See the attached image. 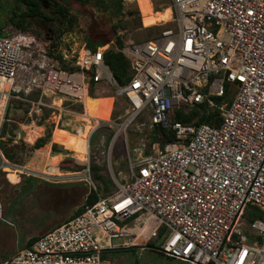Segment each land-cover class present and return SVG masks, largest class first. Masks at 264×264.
<instances>
[{"label":"built area","instance_id":"2783aa9c","mask_svg":"<svg viewBox=\"0 0 264 264\" xmlns=\"http://www.w3.org/2000/svg\"><path fill=\"white\" fill-rule=\"evenodd\" d=\"M122 1L139 10L138 0ZM168 4L170 17L151 25L159 27L156 35L114 47L130 66L123 85L104 62L106 44L61 49L75 67L65 69L49 54L60 51L52 39L41 45L25 32L0 34L3 110L10 98L54 108L43 96L83 108L91 82L114 86L129 104L123 119L102 120L116 128L110 148L124 136V180L114 178L115 190L101 194L88 164L84 180L97 199L0 264H102L99 234L126 238L117 245L124 248L161 240L162 254L186 264H264V0ZM16 79L24 85L14 86ZM33 90L37 100L26 98ZM226 90L229 99L217 101ZM201 103L219 110V124L172 118L180 107ZM141 113H148L150 129H171L179 138L151 154H130L126 129Z\"/></svg>","mask_w":264,"mask_h":264},{"label":"rangeland","instance_id":"374dc122","mask_svg":"<svg viewBox=\"0 0 264 264\" xmlns=\"http://www.w3.org/2000/svg\"><path fill=\"white\" fill-rule=\"evenodd\" d=\"M68 2L67 9L77 20L69 29L66 28V22L64 24L55 22V26L64 31L58 38H54L56 45L60 47V52L61 49H67L72 53L71 50H77L83 43L90 46L89 41L93 43L103 42L108 47L114 48L118 43L141 40L156 34L154 30L156 26L143 27V24L163 22L170 17L167 8L162 11L147 12L152 10L147 4V0L137 1L140 11L132 1H122L123 7L121 10L117 0H101L100 5L93 4L92 6L80 5L76 0H68ZM9 5L8 2L0 0V26L3 25L2 31L13 35L21 30L14 28L7 20ZM127 11H132L134 15L133 13L128 15ZM119 21L121 24L113 29L112 23H118ZM51 30L53 29H51L50 24L35 22L32 27L21 32L34 35L38 43L45 45L43 39L53 37ZM118 36L120 38L116 39ZM25 55L28 56V53L26 52ZM36 57L38 56L36 55ZM26 69H28L27 64ZM28 73L29 70H26L25 74ZM15 85L23 86L24 82L16 79L14 81ZM227 86L234 89V84H228ZM98 91V93H94L95 96L103 97L105 103L113 100L112 115L110 105L104 103L99 106L98 114L111 116V120L118 117L123 119L129 109L126 97L116 96L114 86L109 84L100 86ZM90 98L95 97L90 96ZM56 100L60 101V99ZM3 101L5 104L4 95ZM44 101L46 103L51 102L49 99H44ZM63 107H66V105L64 104ZM179 109L186 113L189 108L180 107ZM44 114L45 112L42 109L40 113H37V107L31 103L19 105L17 103H7L6 108L4 110L2 108L0 131L2 129V132H4L1 134L3 136L0 141L4 140L6 142L10 156L9 158L4 156L0 150V252H6L7 255L24 248L30 237L42 234L57 223L71 217L77 207L84 203L85 194L88 191V183L84 180L88 176V164L90 175L97 184L101 183L96 176H93L94 172L91 168L93 165L98 167L97 173L104 175L106 178L114 179V176H116L118 179L116 172L119 169L122 171L120 181H123L124 176L127 175L128 152L124 136L121 133L116 136L112 148H110L109 143L116 128H109L102 121L103 119L98 117L91 118V126L86 125L85 121L79 116L76 120L79 125L76 132L73 131V134L80 133L82 130V143L83 141L88 143V153L85 161L77 159L73 151L65 149L63 145L56 141L58 135H64V132L60 129H54L46 143L39 147H33V142L39 136L30 141L26 126L39 124L40 122L43 127L41 135H44L50 129H53L54 122L57 120L52 112L46 118H43ZM64 116L69 117L63 114ZM90 129L92 133L87 139ZM126 136L130 154H132L131 149L137 146L139 141H144L143 148H148L147 152L149 154L161 149L159 143L154 142L153 135L150 134L148 113H141L127 127ZM71 137L75 138V136ZM77 137L79 139V135ZM67 139L65 147L68 145ZM54 143L61 145L65 150L53 153V155H60L56 163L60 173L51 174L39 171H46L38 166L39 160L45 159V148H48L50 153L54 152ZM13 145L17 146L16 149L12 147ZM28 165L39 170L31 169ZM72 165L76 166L75 171L73 170L75 168H71ZM71 172L77 173L71 174ZM27 177H38L39 180H27ZM104 240L115 245L111 247L112 249L102 251V253L109 254L111 260L113 259V264H186L162 254L159 251L161 240H153L152 245L135 249L117 246L126 238L105 237Z\"/></svg>","mask_w":264,"mask_h":264},{"label":"trees","instance_id":"16d2710c","mask_svg":"<svg viewBox=\"0 0 264 264\" xmlns=\"http://www.w3.org/2000/svg\"><path fill=\"white\" fill-rule=\"evenodd\" d=\"M4 1L8 2L10 4L9 5V12L7 13L8 14L7 20L14 28L21 30V31H25V30L29 29L30 27H32L35 24V22H38L41 24L42 23L50 24L51 29H53V30H51L53 32V37H52L53 40L51 41V45H53V46H55L54 38L55 39L58 38L64 32L63 30H59V28L57 26H55V22L58 24H60V23L64 24L66 22V28L69 29L75 24V22L77 20V18L75 16L71 15L67 9V6H69L68 0H44L46 5L43 4L41 2V0H4ZM76 1L80 5H84V6L85 5L92 6L93 4H95V5L101 4V0H76ZM117 3L119 4L120 10H121L123 7L122 0H117ZM120 24H121L120 21L118 23L113 22L112 23L113 29L117 28ZM2 28H3V25L0 26V34L1 35H8L7 32L2 31ZM154 28H155L154 30L157 34L159 32V27L156 26ZM117 38L119 39L120 37L118 36V37H116V39ZM100 44H93L92 42L89 41V45L92 48H95L96 45H100ZM120 45H121V43H118V46H120ZM49 54L50 55L53 54V56L60 62V65L62 68L75 69L74 66L63 61L62 54L60 51L53 53L51 50H49ZM104 62L112 70V72L116 78V81L119 85H123L130 80L131 71H130L129 63L120 51L116 50L113 47H109L108 49H106L104 52ZM93 88H94L93 82H91L90 88H89V94L91 96H93ZM39 93H40L39 90H33L28 95H26V98L31 99V100H37L39 97ZM228 95H229V93L226 90L225 95L223 97L217 98L216 100L219 101L222 98L229 99ZM22 96H24V95H22ZM59 102L60 101L55 100L56 104H59ZM9 103L10 104L17 103L19 105V104H24V103L29 104L30 102H27V101L22 100V99L10 98L8 101V104ZM93 104L94 103L92 102V100H87V102H86L87 111H89L88 109L92 108ZM111 107H112V105H111ZM41 108H42V111L45 112L43 118H46V116H48V114L50 113L51 109L47 108L46 106H42ZM90 113L91 112H89V114ZM92 113H95V110L94 111L92 110ZM172 118L174 120H180L183 123L194 122V123L198 124L201 122H211V123L219 124V118L220 117H219V110L218 109H214V110L207 109L205 104L201 103V104H195L194 106L190 107L188 109V112H186V113H184L181 109L176 110L172 114ZM39 124H41V123L39 122ZM87 125L91 126L89 123ZM3 132L1 129L0 138L3 136V135H1V134H3ZM62 132H64L65 136L70 134L69 132L64 131V130H62ZM81 133H82V131L79 133L80 139H81ZM150 134L153 135L154 142L159 143L161 148H163V146L166 143L172 142L175 139V135L171 129L162 128V127H159L157 125H154L150 129ZM64 135H58V137H57L58 143H59V140H64V138H65ZM49 138H50V134L46 133V135L39 137L38 139L35 140V142L33 143V147H39V146L43 145L44 143H46V141L49 140ZM80 139H79L78 143L76 144V146H75V143H73L71 146H69L67 148L71 151L74 150V155L79 160L84 159L86 157L85 144L82 143L80 141ZM12 147L16 149L17 146L13 145ZM0 150L4 156L9 158V156H10L9 147H7L6 142L4 140L0 141ZM44 151H45L44 152L45 153V159L39 160L38 166L42 169L45 168L52 173L59 172L58 168L56 167V163L58 162L60 155L59 154L53 155V153L63 152L65 150H63L61 145H57L56 143H54L53 144V151L54 152L50 153L48 148H45ZM81 161H83V160H81ZM46 166H48V167H46ZM75 167H76L75 165H72L71 168H75ZM91 168L94 172V176H96V178H98L102 182V184H103L102 189L105 192L110 191L111 190L110 189V182H111L110 179H108V178L104 177L103 175H100L99 173H97V170H98L97 166L93 165V166H91ZM73 170L75 171L76 168ZM71 173H77V172H71ZM28 179H32V181L33 180H36V181L39 180L38 177H27V180ZM27 180H26V182H28ZM85 198L86 199H85L84 203L74 211L73 215L80 212L85 204H92L97 199V194L91 190L85 194ZM36 238H37V236L30 237L27 240L26 245L31 244ZM147 245H152V241H149L147 243Z\"/></svg>","mask_w":264,"mask_h":264},{"label":"crops","instance_id":"0c3cea01","mask_svg":"<svg viewBox=\"0 0 264 264\" xmlns=\"http://www.w3.org/2000/svg\"><path fill=\"white\" fill-rule=\"evenodd\" d=\"M151 11H153V10H148L147 12H151ZM146 12V13H147ZM160 22H162V21H160ZM93 43V42H92ZM101 43V44H100ZM86 44V43H85ZM93 44H100V45H96V47L97 46H101V45H105L103 42H97V43H93ZM87 46V45H86ZM87 47H90V48H92L91 46H87ZM106 85V83H104V82H97L96 84H94V88H93V96H91V97H95V98H91L90 100H92V102L94 103L93 105H92V108H90V109H88L89 111H87V108H86V104L84 105V107L82 108V106H81V104L80 103H74V104H72V103H70V101H67V100H63L60 96H56L55 98H52V97H48V96H43L42 97V99L44 100V99H49V101H51L52 103H54L55 104V106H54V108H51V107H47V108H50L51 109V111L50 112H52V114L55 116V118H57V120L54 122V125H53V129H50L47 133H49L50 134V136H51V133H52V131L54 130V129H60V130H64V131H67V132H69V133H72V134H68L65 138H64V140H59V143L61 144V145H63V147L65 148V149H67L66 147H65V141H66V139L68 138V137H71V136H77V133H75V134H73V131H75L76 132V129H77V127H78V125L79 124H77V122H76V120L78 119V116H79V118H81V119H83L84 121H85V119H88V118H90V117H94V118H101V119H103V118H109L110 120H111V116L110 117H107L106 115H99L98 113V108H99V106L100 105H102L103 103L104 104H109L110 105V107H111V105H112V107H111V115L113 114V100H109V102L108 103H105V100H103V97H96L95 95L96 94H94V93H98L99 91H98V88L100 87V86H102V85ZM56 99H60V102H59V104H56L55 103V100ZM29 100H31V99H29ZM45 102V101H44ZM50 102V103H51ZM64 104L66 105V107H63L64 106ZM4 105V104H3ZM45 106V105H44ZM42 106H40V107H37V113H40V111H41V108ZM3 108V107H2ZM92 110L94 111L95 110V113H92ZM85 113L86 114V116H88V118H84V117H81V115L80 114H82V113ZM89 112H91L90 114H89ZM1 114H2V112H1ZM63 114L64 115H68L69 117H66V116H64L63 117ZM121 119V117H118V118H114L112 121H119ZM90 124V122H87V121H85V124L87 125V124ZM82 131V130H81ZM80 131V132H81ZM90 132V131H89ZM44 135H46V133L44 134ZM44 135H38L39 137H42V136H44ZM39 137H37L36 139H38ZM35 139V140H36ZM80 139V138H79ZM56 141H58V140H56ZM80 141H81V139H80ZM35 142V141H34ZM33 142V143H34ZM84 143V142H83ZM85 144V143H84ZM87 142H86V147H87ZM129 147V146H128ZM67 150H69V149H67ZM139 150H144V154H148V152H147V150H146V148L144 149L143 147H141L140 145H139V142L137 143V146H135L133 149H131V151L133 152V151H139ZM71 151V150H70ZM73 154H74V150H73ZM75 156V155H74ZM86 156H87V154H86ZM76 157V156H75ZM77 158V157H76ZM87 159V157H85L84 159H80V160H83V161H85ZM45 169V168H44ZM45 170H47V169H45ZM47 171H49V170H47ZM122 171L119 169L117 172H116V174H117V176L120 178V173H121ZM50 173H52V172H50ZM58 173H60V172H57V174ZM52 174H54V173H52ZM101 175V174H100ZM94 176V175H93ZM104 176V175H103ZM114 176V175H113ZM95 177V176H94ZM105 177V176H104ZM114 178L115 179H117L116 178V176H114ZM119 178L117 179V180H119ZM98 179V178H97ZM108 179H110V178H108ZM112 179V178H111ZM110 179V191H108V192H105L103 189H102V186H103V184H102V182L100 181V183L101 184H97V187H98V190H99V193H101V194H104V195H107V194H110L112 191H114L115 190V188H116V185H115V182H113L114 181V179H112L111 180ZM114 187V189H112ZM100 188V189H99ZM88 192V191H87ZM78 208V207H77ZM72 216V215H71ZM70 218V217H69ZM69 218H67V219H69ZM66 219V220H67ZM66 220H64V221H66ZM64 221H62V222H59V223H57L55 226H57V225H60L61 223H63ZM44 233V232H43ZM40 235V234H39ZM39 235H37V236H39ZM104 238H105V236H103V235H101V234H99L98 235V239H99V241H100V243H101V245H105L104 246V248H103V250L102 251H106V250H109V249H112L111 247H106V245L108 244V242H106L105 240H104ZM27 242V241H26ZM135 248H137V247H135ZM134 248V249H135ZM102 251H101V253H100V256H101V260H102V264H113V262H112V260H111V258L108 256L109 254H107V253H102ZM0 253H2V252H0ZM12 253H14V252H11L9 255H7L8 253H6V252H4V253H2V254H0V263L1 262H3L4 260H6V259H8L11 255H12ZM167 257V256H166Z\"/></svg>","mask_w":264,"mask_h":264},{"label":"bare ground","instance_id":"6f19581e","mask_svg":"<svg viewBox=\"0 0 264 264\" xmlns=\"http://www.w3.org/2000/svg\"><path fill=\"white\" fill-rule=\"evenodd\" d=\"M138 4V3H137ZM147 4H148V6L152 9V10H154V11H162L163 9H168L169 10V14H170V9H169V4H168V0H147ZM139 7V6H138ZM139 11H140V9H139ZM140 14H141V12H140ZM141 18H142V16H141ZM142 24H143V21H142ZM153 24H155V23H150V24H143V27H149V26H151V25H153ZM1 88H3V89H5V88H7V85L6 84H1ZM91 98H90V96H84L83 97V104L85 105L86 104V102H87V100H90ZM3 104H4V101H3V95L1 96V98H0V117H1V112H2V107H3ZM4 108V107H3ZM82 117H84V118H88V116H86V114L83 112L82 114H80ZM91 118H94V117H90V118H88V119H85V121H87V122H90L91 121ZM107 119H109V118H103V120H107ZM31 124V123H30ZM33 124V123H32ZM28 125V124H27ZM26 129H27V136L29 137V140L30 141H33L34 140V138L35 137H37L38 135H40L41 134V132L43 131V127L41 126V124H33V125H29V126H26ZM24 130H25V128H24ZM90 131H91V129H90ZM174 133V132H173ZM79 135V132L77 133V136ZM174 135H175V139H178L179 137H177V135L174 133ZM75 137V138H73V137H68V139H67V141H68V145H67V147L66 148H68L69 146H71L73 143H75V146H76V144L78 143V141H79V139H78V137ZM28 140V141H29ZM81 142H82V140H81ZM84 142V141H83ZM86 142L87 141H85L84 143H85V148H86V154L88 153L87 152V147H86ZM31 143V142H30ZM28 167H29V165H28ZM29 168H31V167H29ZM31 169H35V170H39V169H36V168H31ZM30 170V169H29ZM39 171H43V172H47V173H50V171H44V170H39ZM52 174V173H51ZM71 174H73V173H71Z\"/></svg>","mask_w":264,"mask_h":264},{"label":"water","instance_id":"95a60500","mask_svg":"<svg viewBox=\"0 0 264 264\" xmlns=\"http://www.w3.org/2000/svg\"><path fill=\"white\" fill-rule=\"evenodd\" d=\"M41 2L43 3V4H45V1L44 0H41ZM52 39V37H46V40H51Z\"/></svg>","mask_w":264,"mask_h":264},{"label":"flooded vegetation","instance_id":"af4514ba","mask_svg":"<svg viewBox=\"0 0 264 264\" xmlns=\"http://www.w3.org/2000/svg\"><path fill=\"white\" fill-rule=\"evenodd\" d=\"M128 12V15H131L133 12L132 11H127ZM134 12H136V11H134ZM133 15H134V13H133Z\"/></svg>","mask_w":264,"mask_h":264}]
</instances>
